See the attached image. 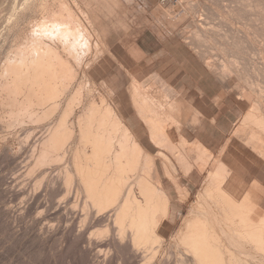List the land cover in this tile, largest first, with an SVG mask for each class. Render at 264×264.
Returning a JSON list of instances; mask_svg holds the SVG:
<instances>
[{
    "label": "rangeland",
    "instance_id": "374dc122",
    "mask_svg": "<svg viewBox=\"0 0 264 264\" xmlns=\"http://www.w3.org/2000/svg\"><path fill=\"white\" fill-rule=\"evenodd\" d=\"M238 1L239 0H220V1L219 0H178L175 4H172L168 2L161 3L159 0H148V1L147 0H0V77H1L0 78V264H136V263L137 264H148V263L149 264H182V263L185 264L186 263L183 258V253H185L188 250H189L188 251L189 253L191 246L188 245L189 246V249H188V246L186 245L187 242L184 240L182 241V239L179 240L180 236L183 235L180 233L179 229L181 227V224H183L182 222H184V220L181 222L180 225L178 224L177 229H175L176 232L174 234L176 235L178 232L179 235L178 234L176 235L178 238L174 234H171V235L167 234V237H165V239L161 241H156L158 242V244H155V245L153 242H149L151 240L153 241L155 238L151 240L147 238H143L145 240L146 239L149 240V241L146 240L148 242L147 244L144 243L146 241H144L142 238H140L141 241L139 239V241L137 242L138 239L136 238L137 240L135 241V243L140 242L139 244L141 245L143 242V245L144 246L146 245L145 247L142 245L141 246L138 245L139 249L140 248L146 249V251L145 249H141L142 253L140 251V254L142 256L140 254L138 255L132 254V251L134 250H133L131 243L129 242V239H131L132 237L131 234L133 232L130 233L129 225L127 224L128 222L130 224V220L132 219L131 217H133L131 216L132 212H130V215L129 213L127 214L130 217L127 216L126 214L123 215L124 218L127 216L125 218L126 220L124 218L122 219L123 222L126 221V224L124 222L125 225L119 224L122 222L120 220L122 217L120 219H117L119 220L118 224L121 225L120 228L124 227V230L123 228H121L122 230L120 231H123L121 233L123 235H126L125 241L127 242L126 243L124 242L123 244H119V242L115 240L116 238L114 234L115 233L117 234L119 232V229H118L119 225L117 226L115 224L117 222L114 221L115 217L113 218V216H115V209L118 208V206H116V203L118 205L126 197L125 194H128V190L131 185L132 187H130V189L131 188L133 189V190L132 189L130 190V195H129L130 196L129 201L131 202V205L132 206L135 205L133 204L135 203L133 202L135 200L134 196L136 200L141 201L140 203H144L145 201L143 193L141 192L139 193V190H138L139 186L136 181V179L140 178V175L137 176L136 173H132L133 172L132 169L129 168L126 171L127 173L126 172L124 173V176L122 174L121 176L122 180H120L118 184L119 186H117L118 188L115 194L110 193L112 194L111 197L113 198H110V195H109L107 200L106 199L103 200V199L97 198L96 196L92 198L91 196L92 194L90 193L91 192L90 190H92L91 188H93V185L91 183V188H89L90 182L86 181L87 178L83 177L82 173L79 172L81 171L80 167L83 166L85 168L87 159L85 158L86 154L84 151L89 150V145L86 142H88V140H90L91 137H95L97 139L102 138L104 142L103 144H105V140H106L107 142L106 144H108L107 145L108 148H106V150L103 151L104 147H106L105 146L106 144H105L104 147H102L103 148L102 153L98 152V154L102 158L103 156H105V159L106 158L109 159L111 155L115 154V151H117L119 147L118 146L119 141H120V144L123 143L126 145L125 141L131 140V137L129 135L127 136V134H125L124 132L121 134L122 131L119 129L118 126L115 125L114 121L109 120L110 124H108L107 122H104L100 116L101 113H103L102 110H104L103 109L104 105L105 106L109 105L110 107H112V109H114L115 112H117L116 111L117 106L115 108L111 100H114L115 98L118 97L117 95L119 94L120 89L125 86L124 84L126 83V81L120 80L117 78L119 66L116 62H113L112 60H110L111 58L109 57L107 53L108 49L105 43L101 44V42H99L100 40L97 39V35L101 37V34L100 32H97L95 28L97 24H99L97 26H99L101 29H110L113 26L117 27L118 25L122 28H124V26H127L126 29H129V28L136 29L138 26H144L145 29H148V30L150 29L152 31V34L155 35L154 37L150 39L151 41L158 38L157 35H159V36H162L161 38H158L160 40L161 39L164 40L163 39L164 37L167 39H170L171 37V39H174L175 41H179V40L184 41V43H186L185 45L190 46V49H186V50L176 48V51L177 50L185 51L183 55V57L185 58L179 59L178 62H183V61L185 63L188 62V65L192 66L195 64V61H197L196 59L200 57L201 61L204 64L205 62L206 64L212 63V65L214 66L213 67L214 70L215 69L221 70L222 67L230 65V63H231L230 66H232V61H233V65L234 63L235 64L237 63L236 66H239V68H241L240 66H242L249 72L251 70L253 71L252 69L254 67L252 65L253 63L252 64L250 63H251V60L254 59L252 58V55H254L256 52V55L258 53L260 54V55L258 54V56L261 57L260 58L261 61L258 60V57H256L255 55L253 56L255 57L254 62L260 61L261 63L258 62L259 65H257V62H256L255 66L257 65L260 67L259 70L261 69L263 70L264 68H262L261 66H262V63L264 65V54L262 53L264 52V40L262 39L264 38V29L262 30V27L264 28V13H263L264 12V0H259V1L246 0V2L247 1L251 2V3L249 2V4L248 2L246 3L243 0L249 6L248 5L246 6L245 3L242 4L243 3L242 1H239V2ZM65 4L67 6H65ZM42 5L44 8L42 7ZM45 5L47 6L45 7ZM231 6L232 7L235 6L236 8H232ZM240 6H241L240 9H244V10L242 11L239 10ZM63 7H65L66 9ZM45 8L47 10H45ZM250 8L251 9L254 8V9L251 10ZM257 9L260 10V12L257 11ZM245 10L246 11L248 10L249 12L248 11L246 12ZM177 12L179 13L181 12L180 17H175V14ZM188 12H191L190 13L191 15ZM237 12H240V13H237ZM70 13L72 15V19L74 20L73 22L74 24H72V28H71L72 33L73 35L75 33H76L75 35L78 34V38H79L78 41L73 37L69 38V44L71 43L69 45V48L71 49V52L68 50L66 51L63 50L64 41L61 37H60L61 40H58L57 38L53 36L47 37L43 33V31H40L41 29H39V26H41V24L44 26H48L49 23H51L50 21H52L49 19H54L52 18L53 16L55 17V16H59L63 14V17L64 15L66 17L68 14L66 19L67 21L70 20L71 19V18L69 19ZM232 13H235V14H232ZM236 14H239L240 16L238 15V17L242 20L236 17L237 16ZM49 15L50 17L51 16L52 17L50 18ZM242 16L246 17V19L243 18ZM235 17L237 18V20L239 19V22L236 21ZM232 18H235V19H232ZM44 19L47 20L48 22L45 21ZM42 21H44V23H42ZM227 21L229 23H227ZM251 21H253L254 25L252 26L254 27L251 26L252 24ZM258 22L261 25H259ZM242 23L244 26H241ZM237 25H239L240 27ZM228 26H231L232 29L235 28V30L238 28L237 31H240L238 32L239 35L237 34V32H234L235 30L232 31L231 27L229 28ZM250 26L252 27V29ZM254 28H256L257 31ZM66 29L67 28H65V30ZM83 29L85 32H86V29H87V32H89V33L86 32L87 33L86 35L87 36L89 35L88 37L85 35V33H83ZM199 29L201 31L202 29H204L205 30V31L203 30L204 33L209 31V33L207 34L205 33L204 35L206 36V35L211 34L210 36L212 38L210 36L209 38L206 36V39H204L205 36H203L202 34L203 31L200 32ZM193 30H194V33H192ZM81 32L84 34V36H82ZM196 32L202 37L201 36L198 37V34ZM233 32L235 35L233 34ZM260 32L262 33L261 34L262 36L260 35ZM225 33L226 35L229 34L228 37L225 35L227 38L223 36ZM229 36L232 38L235 36L236 39L235 37L231 39ZM194 37L195 38L198 37L199 40L198 39L193 40ZM86 38H87V43H88L87 46L84 44L86 43L85 42ZM251 38L253 39L251 40ZM258 38L259 40L260 39L261 40L258 41ZM201 39L202 40L204 39L205 41L204 40L202 41ZM230 39L232 41H230ZM71 41H76L75 43L76 45L72 46ZM228 41L231 44V45L229 44V46H228ZM255 41L258 42V44ZM37 42L38 43L40 42L39 46ZM31 44L33 45V47ZM223 44L227 46V47L225 46L226 49H224L225 47L223 46ZM42 45L44 47H50V49L53 48L54 50H56L57 53H59L60 57L63 60L65 61L68 60L69 63L67 62L68 63L67 65H71L72 68H70V70L72 69L71 70L72 74H76V76L74 79L71 80L70 88L68 89V91L58 98V128L60 129V130L58 129L59 130L58 135H60L61 133L60 137L58 138L59 139L58 141V165H55V162H52L48 164H43L41 166H36L34 158L36 157L39 151L40 143L45 138H47L48 135L51 133L52 129L55 128L56 119L55 118L52 120L48 119L47 121L43 123L42 122L37 123L39 122V120H37L35 116L40 115L42 111H44L38 104L37 105L35 104V107L31 106L30 108L28 106L29 108H25L27 109L25 110V113H24V109L20 110L16 106L13 107L9 99L17 96L15 98L21 101L24 97L23 96L24 94L20 95V93L19 94L17 93V95L15 94L10 95L9 92L7 91L6 85H7V82H9L8 84L11 83V79L13 78V75H11L12 71L11 73L9 72L10 70H13L14 67L17 66L18 61H20V59H28V61L31 60L35 55L34 54L35 51H37V49L39 48L40 49L43 48ZM236 47L238 48V50H234ZM240 47H243V48H240ZM33 48L35 50H33ZM239 48L241 49V51L239 50ZM229 49L233 52L230 53ZM249 49L250 51L247 52ZM113 50H118V49H113ZM222 50L224 51L223 53H222ZM225 51L226 53H228L227 51H229L230 55L228 53L229 56H227ZM26 53L30 54V56L27 55ZM233 53L234 54L236 53V54L234 55ZM250 54H251V57H250ZM236 55L238 56V58ZM221 56H222V59H221ZM239 56L241 57L239 58ZM243 56L246 58V60L242 61ZM227 62L229 64H227ZM221 64L223 66H221ZM257 66L256 68L258 69L259 67ZM244 68H242L243 71L245 72L243 75L241 74L239 76H236L233 74L230 77V79L227 78L228 80L226 79L225 81L228 82L227 84L228 86L239 89L240 91L239 93L243 95L242 98L245 99L247 102L248 112L250 111V113H254L257 116L260 114L261 115L260 117H262V113L264 111V85H261V83L264 84V74H262V76H259L260 75L259 74L257 77L255 76L256 74H254L253 72H250L249 74L246 70H244ZM84 70L86 73L83 72ZM82 74L85 75V78ZM251 74L253 76H251ZM260 79L262 80V82ZM255 83H259L261 88L255 89L254 88L256 87L254 86ZM4 85L6 86L5 88H4ZM251 86H253V88H250ZM139 87L140 88L137 89L139 96L136 95L135 98L137 97V99L139 98V100L142 99L141 102L145 101L146 103L147 101L148 104L144 107H140L139 104L137 105L134 104V108L139 111L142 117L146 118L148 116L143 121L144 123H146L148 127V132H151L153 127L151 128L150 125H152L153 123H152V120L149 119V116L155 114L158 111L163 112L164 109H166L167 111V109H169V106L168 105L158 106L157 97L150 96L149 94V91H148L149 86L144 87L140 85ZM240 89H244L245 92ZM260 89L261 90L263 89V90L261 91ZM6 100H8L7 105L5 102ZM91 104H94V107ZM8 106H11L14 109L12 108L10 109ZM86 107H88V109ZM95 107H97L98 109H96ZM85 109L88 113L89 112L96 113V111L99 109H101L99 110L101 112L97 111L98 113L95 115L94 113H92L93 114L92 118L91 116L86 118V116H88V113H86ZM90 109L92 111H90ZM18 110L22 111V113L24 114L22 115L21 112ZM12 112L13 114H15L16 112L17 115L18 113H20V115L17 116L18 119L15 117L16 114L15 116H12L13 115ZM32 112L33 114L35 113L34 116L33 114H31ZM82 113L86 115V116L84 115L85 117L84 119H87L88 123L89 121H93L92 122L93 125L89 123V129H88L89 134L90 132L95 134L97 131L98 133H96V135L99 134L98 135L99 138H98V136H95L94 134L91 133L90 135H87V138L89 139H87L85 135L84 139H87V141L84 140L83 143H86V144L81 143L83 138L82 140H79L80 135H78L79 129H80L78 127L79 126L78 119H80L79 117L80 115H82L80 127H82L83 129H85V126L88 127V124L86 123L87 121L83 119ZM256 113H259V114H256ZM27 114H28V117L26 116ZM92 114L89 113V115H92ZM31 115L34 118L31 117ZM29 116L32 120L29 118ZM97 117L100 119H98ZM248 117H250V115H248ZM95 118L96 120L98 119L97 120L98 122H102L103 125L101 123L94 121ZM34 119H36L37 121L34 122ZM84 122L86 124L85 126H84ZM105 123H107L108 125ZM48 124L50 126H48ZM104 124H105V127L107 125V131L110 133L105 131L106 128L104 127ZM101 125H102V128H104V130L100 128ZM112 125H114V127ZM258 126L262 128L261 124H258ZM95 128H98V129H95ZM155 130H156L155 135H157L158 130L157 129ZM60 131H63V132H60ZM104 131L107 133L105 134ZM62 133H65V134L62 135ZM108 134H110V137ZM103 135L104 137L108 136L111 142L107 141L108 139L107 137H106L107 139L103 138ZM122 136H124L125 138ZM121 138L124 140H122ZM156 145L160 146L161 148H164V150L169 152L168 155L167 154L162 155V153L158 154V160H156V162H157V166L159 165L161 168L163 167L162 170L165 171L164 168H166V170L167 169L169 170V173L171 172L174 173L175 172L174 165L175 164H178L179 166L185 165L182 163V161L184 162L186 160L192 166L191 169L195 168L198 171V169L194 165V163L197 161L196 158L188 159V157H186V159L183 158V160H181L180 158H177V155L179 156V153H182L183 156H185L183 149L179 148L181 146L180 144H179L180 146L179 145L177 146L178 149L172 144L165 143L164 141L159 142ZM33 149L35 151H33ZM108 149L109 151L106 152ZM82 150L84 154L81 152ZM62 152H63V155H61ZM143 152H141V154L145 156L144 154L145 152L144 153ZM153 158L152 160H154ZM163 163L167 164V165L165 164L166 167H164ZM77 164H79L80 167ZM209 165H211V167L212 166L214 167L213 163L210 164L209 161H207L206 159V165L203 171H206ZM211 167L209 170H211ZM180 168L182 169V166ZM140 169L141 168H139V170ZM84 171H86V169H84ZM198 172H202V171H198ZM140 173H141V170L139 171V174ZM205 174H207V172H204V175ZM209 174H210V171L207 175L208 177H209ZM166 176L169 179L174 178L170 174ZM141 177L142 178H140V180H143L145 178L144 183L145 181H149V183L151 182L153 183L149 187L160 190L161 187L157 188L152 178H150V176L148 177V180L145 175H141ZM126 178H128L129 180ZM149 183L148 185H150ZM82 185L85 187H83ZM131 191L132 192L134 191V192L132 193ZM154 193H155V190H154ZM140 194H142V196ZM209 194L210 193L208 194L206 193L202 197H200L201 198L200 203L203 204L204 207L209 206V204L212 205L211 203H213L215 200V198L210 196L211 194L210 195ZM132 196H133V199H132ZM115 200H116V203H115ZM195 200L196 198L190 201V207L194 205ZM219 205H222V203H220ZM114 206L116 207L114 208ZM190 207L188 209V213L191 209ZM253 210L254 211H252V213L254 214L252 213L249 214L250 220L252 219L251 221H254L255 223L257 221L258 224L263 223L262 216L264 215V211L259 210V209H253ZM80 216L81 217L83 216L82 220H80L81 219ZM259 220L262 222H259ZM93 223L96 225L94 226ZM44 224H47V225H44ZM125 227L127 228V230H125ZM170 230H173V229H170ZM88 232L90 235H88ZM187 232H190V230H188ZM187 232L185 231V234H186V235L184 234L185 236H187ZM127 237L129 238L127 239ZM149 238H152V237H149ZM180 241L182 243L183 242H186V243L180 244ZM253 243L255 244V242ZM253 243L251 244V247H252L251 249L249 248L250 244L246 246V248L248 247L247 250L248 249L250 250V251L248 250L249 252L252 251L251 252L253 254L252 257H254L253 258L254 260L252 258H251L252 260H248L250 262L248 264H257V262L258 264H261L259 263L260 262L259 259L264 260V253H262L263 250L260 251L259 248H262V247L258 246L257 243L254 246ZM151 244H153V246ZM149 245H151L152 248L150 247L149 249ZM158 246L160 249V250L158 249L159 253L158 252L156 253L155 251L154 253H156L155 254L156 256H154L153 251L155 248H156L155 250H157ZM153 247L155 248L153 249ZM148 249L149 251L152 249L153 250L148 253ZM178 250H184V252L180 251V253H182L180 254L181 258L179 257L180 260L182 259V261L179 260L180 262L177 261L178 260L177 256H180ZM220 251H222V249ZM148 255L150 257H148ZM136 256H140V257L138 258ZM149 258L150 259L154 258L155 260L154 259L150 260ZM243 263L244 262H242V264Z\"/></svg>",
    "mask_w": 264,
    "mask_h": 264
},
{
    "label": "bare ground",
    "instance_id": "6f19581e",
    "mask_svg": "<svg viewBox=\"0 0 264 264\" xmlns=\"http://www.w3.org/2000/svg\"><path fill=\"white\" fill-rule=\"evenodd\" d=\"M220 1V0H219ZM239 1H242L243 3L242 4H244L245 2H246V0H239ZM238 1V2H239ZM251 1H253V0H251ZM257 1H259V0H257ZM43 2V1H42ZM248 2V1H247ZM246 2V3H247ZM250 2V1H249ZM249 2H248V4H249ZM53 3V2H52ZM245 3V4H246ZM251 3V2H250ZM253 3V2H252ZM44 4V3H43ZM248 4H246V6L248 5ZM61 5V4H60ZM59 5V6H60ZM47 5H45V7H46ZM65 6H67L66 4H65ZM249 6V5H248ZM251 6H252V4H251ZM42 7H43V5H42ZM49 7V6H48ZM47 7V8H48ZM232 7V6H231ZM230 7V8H231ZM262 7V6H261ZM44 8V7H43ZM50 8V7H49ZM60 8H62V7H60ZM63 8H65V7H63ZM208 8V7H207ZM232 8H236L235 6H233ZM241 8V6L239 7V10H244V9H240ZM66 9V8H65ZM251 9V8H250ZM254 9V8H253ZM253 9H251V10H253ZM256 9V8H255ZM260 9V8H259ZM44 10V9H43ZM45 10H47L46 8H45ZM60 10V9H59ZM209 10V9H208ZM237 10V9H236ZM249 10V9H248ZM247 10V11H248ZM250 10V11H251ZM262 10H263V8H262ZM51 11V10H50ZM61 11H63V10H61ZM60 11V12H61ZM238 11V10H237ZM246 11V10H245ZM244 11V12H245ZM246 11V12H247ZM257 11H259L260 12V10H258L257 9ZM53 12V11H52ZM51 12V13H52ZM243 12V13H244ZM245 12V13H246ZM249 12V11H248ZM252 12V11H251ZM262 12V11H261ZM79 13V12H78ZM189 14L191 13V12H188ZM237 13H240V12H237ZM242 13V12H241ZM264 13V12H263ZM56 14V13H55ZM59 14V13H58ZM61 14V13H60ZM232 14H235V13H232ZM247 14V13H246ZM250 14V13H249ZM252 14V13H251ZM261 14V13H260ZM52 15V14H51ZM57 15V14H56ZM70 16H69V19L70 20H68L67 21V16H68V14H67V16L65 17V15H64V17H63V14L62 15H59V16H51L52 18H54V19H49V20H52V21H50L51 23H49V25L48 26H44V25H42L41 24V26H39V29H41L40 31H43V33L47 36V37H49V36H53V37H55V38H57L58 40H61L60 39V37L63 39V50H68V51H70L71 52V49L69 48V45L71 44H69V38L70 37H73V38H75L77 41H78V34L77 35H73V33H72V30H71V28H72V24H74L73 22H74V20L72 19V15H71V13L69 14ZM191 15V14H190ZM193 15V14H192ZM237 16L236 17H238V15L239 14H236ZM242 15V14H241ZM256 15V14H255ZM194 16V15H193ZM214 16V15H213ZM233 16V15H232ZM240 16V15H239ZM253 16V15H252ZM262 16V15H261ZM42 17V16H41ZM49 17H50V15H49ZM50 17V18H51ZM89 17V16H88ZM235 17V18H236ZM243 17V16H242ZM257 17V16H256ZM47 18V17H46ZM220 18V17H219ZM235 18H232V19H235ZM239 18V17H238ZM243 18H245L246 19V17H243ZM252 18V17H251ZM230 19V18H229ZM240 19V18H239ZM239 19L237 20V18H236V21H238L239 22ZM45 20V19H44ZM87 20V19H86ZM193 20V19H192ZM202 20V19H201ZM240 20H242V19H240ZM253 20V19H252ZM45 21H47V20H45ZM90 21H91V19H90ZM243 21H244V19H243ZM257 21V20H256ZM48 22V21H47ZM204 22V21H203ZM242 22V21H241ZM240 22V23H241ZM42 23H44V21H42ZM92 23H93V21H92ZM196 23V22H195ZM227 23H229L228 21H227ZM251 26L252 25H254V23H253V21H251ZM259 23V22H258ZM257 23V24H258ZM86 24V23H85ZM88 24V23H87ZM245 24V23H244ZM256 24V23H255ZM189 25V24H188ZM195 25V24H194ZM259 25H261L260 23H259ZM197 26V25H196ZM201 26V25H200ZM204 26V25H203ZM237 26H239V25H237ZM241 26H244L243 25V23H242V25ZM250 26V27H251ZM69 27V28H68ZM194 27V26H193ZM208 27V26H207ZM229 28L231 27V26H228ZM240 27V26H239ZM252 27H254V26H252ZM252 27H251V29H252ZM65 28H67L66 30H65ZM201 28V27H200ZM249 28V27H248ZM212 29V28H211ZM238 29V28H237ZM237 29L235 30V28L234 29H232V27H231V30L233 31V30H235L234 32H237V34L239 35V33L238 32H240V31H237ZM250 29V30H251ZM255 30H256V28H254ZM253 29V30H254ZM264 28L262 27V30H263ZM82 30V29H81ZM80 30V31H81ZM200 30V29H199ZM204 29H202V31H203ZM208 30V29H207ZM241 30V29H240ZM252 30V31H253ZM76 31V30H75ZM89 31V30H88ZM198 31V30H197ZM201 30H200V32H202ZM205 31V30H204ZM204 31H203V36H205L204 34L206 33H209V31L208 32H205L204 33ZM232 31H230V32H232ZM245 31H247V30H245ZM257 31V30H256ZM255 31V32H256ZM86 32H87V29H86ZM85 31H84V29H83V33H85V35L87 34V33H89V32H87L86 33ZM199 32V33H200ZM234 32H233V34H234ZM254 32V31H253ZM261 32H263V31H261ZM260 32V35L262 34ZM82 33V32H81ZM82 33V36H84V34ZM192 33H194V30H193V32ZM197 33V32H196ZM251 33V32H250ZM96 34V33H95ZM198 34V33H197ZM236 34V35H237ZM249 34V33H248ZM258 34V33H257ZM211 35V34H210ZM210 35H206L208 38H209V36ZM218 35V34H217ZM226 35V33L223 35V36H225ZM229 35V34H228ZM228 35H226L227 37H228ZM232 35V34H231ZM235 35V34H234ZM252 35V34H251ZM87 36V35H86ZM89 36V35H88ZM87 36V37H88ZM193 36V35H192ZM197 36V35H196ZM199 36H201V35H199L198 34V37ZM206 36H205V38L204 39H206ZM225 36V38H227ZM246 36V35H245ZM254 36V35H253ZM252 36V37H253ZM262 36V35H261ZM260 36V37H261ZM36 37V36H35ZM198 37H194L193 38V40H196V39H198ZM202 37V36H201ZM200 37V38H201ZM211 37V36H210ZM230 37V36H229ZM235 37V36H234ZM233 37V38H234ZM257 37H258V35H257ZM51 38V37H50ZM212 38V37H211ZM231 39H233L232 37H230ZM247 38H248V36H247ZM250 38V37H249ZM74 39V40H75ZM97 39L98 40H100L99 42H101V44H104V41L101 39V37L100 36H98L97 35ZM203 39V40H204ZM229 39V38H228ZM227 39V40H228ZM230 39V41H232ZM235 39H236V37H235ZM240 39V38H239ZM253 38H251V40H252ZM255 39V38H254ZM263 40H264V38H262ZM56 40V39H55ZM71 40H72V38H71ZM199 40V39H198ZM202 40V39H201ZM202 40V41H203ZM246 40V39H245ZM261 40V39H260ZM259 40V38H258V41H260ZM262 40V41H263ZM205 41V40H204ZM209 41V40H208ZM240 41V40H239ZM72 42V46H75L76 44V41H71ZM85 42L86 43H84L86 46H87V38H86V40H85ZM234 42V41H233ZM256 42V41H255ZM35 43V42H34ZM38 43V42H37ZM40 43V42H39ZM39 43H38V46H39ZM42 43V42H41ZM224 43V42H223ZM235 43V42H234ZM252 43V42H251ZM257 44H258V42H256ZM259 43H261V42H259ZM83 44V45H84ZM93 44H94V42H93ZM225 44V43H224ZM223 44V46L225 47L226 45H224ZM227 44V43H226ZM229 41H228V46H229ZM241 44V43H240ZM249 44V43H248ZM262 44H263V42H262ZM262 44H261V46H262ZM32 45V44H31ZM36 45V44H35ZM44 45H46V44H44ZM222 45V44H221ZM231 45V44H230ZM236 45V44H235ZM235 45H234V47H235ZM242 45H243V43H242ZM43 46V45H42ZM41 46V47H42ZM49 46V45H48ZM241 46V45H240ZM248 46V45H247ZM259 46V45H258ZM32 47H33V45H32ZM35 47V46H34ZM223 47V48H224ZM227 47V46H226ZM226 47L224 48V49H226ZM233 47V48H234ZM238 47V46H237ZM236 47V48H237ZM244 47V46H243ZM243 47H240V48H243ZM36 48V47H35ZM43 48H45V49H43ZM43 48H39V49H37V51H35V55H34V57L31 59V57H30V59L31 60H29L28 61V59H20V61H18V64H17V66L16 67H14V69L13 70H10V72L9 73H11V71H12V74L11 75H13V78L11 79V83L10 84H8L9 82H7V85H6V83H5V85L7 86V91L9 92V94L10 95H17V93L19 94L20 93V95L21 94H24L23 96V99L21 100V101H19V100H17V98H15V97H17V96H15L14 98H11V99H9V101L12 103L11 105H13V107L14 106H16L18 109H24V113H25V110H27V109H25V108H31V106H33V107H35V104L37 105H39L44 111H42V113L40 114V115H37V116H35L36 117V119L37 120H39V122H37V123H40V122H45V121H47L48 119H56V126H55V128L54 129H52V131H51V133L48 135V137L47 138H45L43 141H41V143H40V148H39V151H38V153H37V155H36V157L34 158V160H35V165L36 166H41V165H43V164H48V163H52V162H55V165H58V141H59V137H60V135H61V133H60V135H58V133H59V128H58V98L61 96V95H63L65 92H67L68 91V89L70 88V84H71V80L72 79H74L75 78V76H76V74H72V69L70 70V68H72L71 67V65H67L69 62H68V60L67 61H65V60H63L61 57H60V55H59V53H57L56 52V50H54L53 48V50L52 49H50V47H44L43 46ZM87 48V47H86ZM98 48V47H97ZM105 48V47H104ZM231 48V47H230ZM233 48H232V50H233ZM234 49V50H238V48L237 49ZM239 48V50L241 51V49ZM251 48H252V46H251ZM250 48V49H251ZM260 48V47H259ZM258 48V49H259ZM263 48V47H262ZM70 49V50H69ZM221 49V48H220ZM245 49V48H244ZM250 49L247 51V52H249L250 51ZM25 50V49H24ZM33 50H35L34 48H33ZM33 50H31V51H33ZM95 50H97V49H95ZM227 50H228V48H227ZM230 50V49H229ZM261 50V49H260ZM31 51H29V52H31ZM87 51V50H86ZM240 51H238V52H240ZM63 52V51H62ZM93 52V51H92ZM107 52V51H106ZM221 52V51H220ZM224 51L222 50V53H223ZM228 53H229V51H227ZM233 51H231L230 50V53H232ZM253 52H255V51H253ZM258 52V51H257ZM74 53V52H73ZM98 53V52H97ZM107 53H109V52H107ZM225 53H226V51H225ZM224 53V54H225ZM228 53H226L227 54V56H229L230 55V53H229V55H228ZM251 53V52H250ZM263 54H264V52H262ZM22 54V53H21ZM27 54V53H26ZM87 54V53H86ZM99 54V53H98ZM207 54V53H206ZM225 54V55H226ZM234 54V53H233ZM236 54V53H235ZM234 54V55H235ZM254 54V53H253ZM259 54V53H258ZM258 54L256 55V52H255V54L254 55H252V58H254V59H252L251 60V63L250 64H252L254 67L252 68L253 69V71L251 70L250 72H253L254 74H256L255 76H257L258 77V75L259 76H262V74H264V69L262 70H259L260 69V67L259 66H257V65H259L258 64V62H260L261 61V57L260 56H258ZM25 55V54H24ZM27 55H29L30 56V54H27ZM33 55V54H32ZM238 55V54H237ZM236 55V56H237ZM256 55V57H258V60H260V61H255L254 62V60H255V57H253V56H255ZM260 55V54H259ZM97 56V55H96ZM232 56V55H231ZM20 57V56H19ZM26 57V56H25ZM90 57V56H89ZM88 57V58H89ZM241 56H239V58H240ZM250 57H251V54H250ZM23 58H24V56H23ZM79 58V57H78ZM95 58V57H94ZM234 58V57H233ZM237 58H238V56H237ZM243 58H245L244 56H243ZM242 58V61L243 60H246V58L245 59H243ZM91 59V58H90ZM221 59H222V56H221ZM248 59V58H247ZM224 60V59H223ZM226 60V59H225ZM232 60H234V59H232ZM238 60V59H237ZM257 60V59H256ZM8 61V60H7ZM73 61V60H72ZM227 61H228V59H227ZM231 61V60H230ZM230 61H229V63H230ZM240 61V60H239ZM238 61V62H239ZM12 62V61H11ZM68 62V63H67ZM79 62V61H78ZM209 62V61H208ZM257 62V67H259L258 69L256 68V66H255V63ZM223 63V62H222ZM225 63V62H224ZM228 62H227V64H229ZM245 63H246V61H245ZM261 63V62H260ZM88 64V63H87ZM226 64V63H225ZM241 64V63H240ZM244 64V63H243ZM205 68L212 74V75H214L215 77H216V80H217V78L219 79V80H221V81H225L227 78H229L230 79V77L234 74V75H236V76H239V75H243L245 72L243 71V69L242 68H244V67H242V66H240L241 68H239V66H236L237 65V63L235 64L234 63V65H233V61H232V66H230L231 65V63H230V65H228V66H224V67H222L221 68V70H214V66L212 65V63H208V64H206V62H205ZM252 65H250V66H252ZM208 66V67H207ZM221 66H223L222 64H221ZM244 66V65H243ZM249 66V67H250ZM260 66H261V64H260ZM12 67V68H13ZM77 67V66H76ZM88 67V66H87ZM262 68H264V65H263V63H262V66H261ZM11 68V69H12ZM86 68V67H85ZM208 68H210V69H208ZM251 68V67H250ZM218 69V68H217ZM244 70H246L245 68H244ZM247 71V70H246ZM83 72H85V70L83 71ZM249 74H250V72L249 71H247ZM86 73V72H85ZM6 74V73H5ZM83 75V74H82ZM246 75V74H245ZM84 76V78H85V75H83ZM82 76V77H83ZM251 76H253L252 74H251ZM9 77V76H8ZM1 78V77H0ZM260 78V77H259ZM258 79V78H257ZM80 80V79H79ZM228 80V79H227ZM241 80V79H240ZM239 80V81H240ZM261 80V79H260ZM3 82V81H2ZM219 82V81H218ZM250 82V81H249ZM261 82H262V80H261ZM160 83H162L161 81H160ZM220 83V82H219ZM252 83V82H251ZM259 83H260V81H259ZM259 83H255V85L254 86H256V87H254L255 89H258V88H261V86H260V84ZM221 84V83H220ZM244 84V83H243ZM242 84V85H243ZM250 84V83H249ZM3 85V84H2ZM1 85V86H2ZM4 85V88L6 87ZM166 85H168V84H166ZM166 85H164V86H166ZM245 85V84H244ZM261 85H264L263 83H261ZM167 87V86H166ZM246 87V86H245ZM3 88V87H2ZM3 88V89H4ZM130 90H131V93H132V95L131 96H133L132 98L135 100V104H137V101L139 100V98H138V100H137V97L135 98V96L136 95H138L139 93H136V92H138L137 91V89L138 88H140L139 87V84H137L136 83V81L134 82L133 81V83L130 85ZM165 88V87H164ZM168 88V87H167ZM250 88H253V86H251ZM245 89V88H244ZM244 89H240V90H242V91H244L245 92V90ZM140 90V89H139ZM168 90H170V89H168ZM167 90V91H168ZM254 90V89H253ZM261 90V89H260ZM263 90V89H262ZM261 90V91H262ZM7 91H6V93H7ZM129 91V90H128ZM255 91V90H254ZM140 92V91H139ZM168 92H170V91H168ZM246 92H247V90H246ZM79 93V92H78ZM130 93V94H131ZM255 93V92H254ZM253 93V94H254ZM259 94V93H258ZM263 94V93H262ZM7 96V95H6ZM69 96V95H68ZM78 96V95H77ZM139 96V95H138ZM167 97V96H166ZM165 97V98H166ZM164 98V99H165ZM142 100V99H141ZM141 100H139V102H141ZM174 100V99H173ZM61 101V100H60ZM164 101V100H163ZM6 102V105H7V102H8V100H6L5 101ZM139 102H138V104H139ZM168 102V101H167ZM68 103V102H67ZM142 104H139V106L140 107H144V106H146L147 105V103H145V101H142L141 102ZM174 102L172 101V104H173ZM176 103V102H175ZM104 104H105V102H104ZM158 104V103H157ZM169 104V103H168ZM177 104V103H176ZM180 104V103H179ZM178 104V105H179ZM9 105V104H8ZM89 105V104H88ZM93 107H94V104H91ZM90 105V106H91ZM175 105V104H174ZM29 106V107H28ZM76 106V105H75ZM103 106V105H102ZM158 106H160V104L158 105ZM177 106V105H176ZM259 106V105H258ZM10 109L12 108L11 106H8ZM36 107H38V106H36ZM148 107V106H147ZM146 107V108H147ZM71 108V107H70ZM87 109H88V107H86ZM96 109H98L97 107H95ZM103 108V107H102ZM101 108V109H102ZM263 108V107H262ZM12 109H14V108H12ZM41 109V110H42ZM101 109H99V110H101ZM104 110H102L103 111V113H101V119L104 121V122H107L108 124H110L109 123V120H112V121H114V123H115V125L116 126H118L119 127V129L122 131L121 132V134L124 132L125 134H127V136L129 135H131L130 134V132L128 131V129L123 125V123L121 122L122 120H121V118L114 112V110L112 109V107H110L109 105H104V108H103ZM253 109H255V108H253ZM258 109V108H257ZM15 110H16V108H15ZM20 110H18V111H20ZM30 110V109H29ZM40 110V111H41ZM92 110H93V108H92ZM91 109H90V111H92ZM99 110H97L98 112H101V111H99ZM137 110V109H136ZM140 110V109H139ZM260 110V109H259ZM11 111V110H10ZM84 111V110H83ZM85 111H86V109H85ZM89 111V110H88ZM96 111V113H94V112H89L90 114H92V113H94V115L95 114H97L98 112ZM146 111V110H145ZM164 111V110H163ZM172 111V110H171ZM261 111V110H260ZM17 112V111H16ZM16 112H15V114H16ZM21 112V114L23 115L24 113H22V111H20ZM27 112V111H26ZM36 112V111H35ZM38 112V111H37ZM159 112V111H158ZM161 112V111H160ZM167 112V111H166ZM255 112V111H254ZM264 112V111H263ZM30 113V112H29ZM40 113V112H39ZM85 113V112H84ZM86 113H88L87 111H86ZM89 113H88V116H86L85 114H83V119L85 118L84 117V115L86 116V118L87 117H89V116H91V118L93 117V114L92 115H89ZM171 113V112H170ZM179 113V112H178ZM260 113V112H259ZM259 113H256V114H259ZM262 113V112H261ZM11 114V113H10ZM12 114H13V112H12ZM11 114V115H12ZM15 114H13L12 116H15ZM31 114H33V112L31 113ZM35 114V113H34ZM34 114H33V116H34ZM100 114V113H99ZM164 114H166L165 112H164ZM167 114H168V112H167ZM248 114V113H247ZM254 114V113H253ZM252 114V115H253ZM263 114V113H262ZM20 115V113H18V115L16 114V118L18 119V117L17 116H19ZM30 115V114H29ZM169 115V114H168ZM255 115V114H254ZM27 117H28V114L26 115ZM32 115H31V117H33ZM82 115H80L79 117H80V119H78V121H79V134L78 135H80V139L79 140H82V138H83V140H82V142L81 141H79V142H81V143H83V141L84 140H86L87 141V139H89V138H87V135H90L92 132H90V134H89V131H88V129H89V123H91V125H93V121H89V123H88V121H87V119H84V120H86L87 122V124H88V127L87 126H85L86 124H85V122H84V126H85V129H83L82 127H80L81 126V117ZM99 116V117H100ZM161 116H162V112H161ZM255 116H257V115H255ZM258 116H261L260 114L258 115ZM264 116V115H263ZM72 117V116H71ZM141 117V116H140ZM163 117V116H162ZM162 117H161V119H162ZM165 117H167V116H165ZM172 117V116H171ZM247 117H248V115H247ZM22 118H23V116H22ZM29 118H30V116H29ZM34 118V117H33ZM77 118V117H76ZM98 118V117H97ZM142 118V117H141ZM144 118V117H143ZM142 118V119H143ZM147 118V117H146ZM145 118V119H146ZM151 118V117H150ZM159 118V120H160V117H158ZM157 118V119H158ZM168 118H170V115H169V117H167V119H165V120H168ZM175 118V117H174ZM250 118H253V117H250ZM260 119V117H257L256 119ZM17 119H15V120H17ZM31 119V118H30ZM36 119H34V122L35 121H37ZM90 119V118H89ZM98 119H100V118H98ZM97 119V120H98ZM144 119V120H145ZM254 119H255V117H254ZM263 119H264V117H263ZM29 120V119H28ZM32 120V119H31ZM96 120V118L94 119V121H96V122H98ZM153 120V119H152ZM156 120V119H155ZM170 120V119H169ZM244 120V119H243ZM252 120V119H251ZM158 121V120H157ZM253 121V120H252ZM252 121H251V123H252ZM260 121H264V120H261L260 119ZM160 122V121H159ZM168 122H170V121H168ZM242 122V121H241ZM240 122V123H241ZM249 122V121H248ZM28 123V122H27ZM98 123H101L102 125H103V123L102 122H98ZM107 123H105V124H107ZM111 123H113V122H111ZM151 123V122H150ZM153 123V122H152ZM175 123H176V121H175ZM177 123H178V121H177ZM239 123V124H240ZM253 123H254V121H253ZM67 124V123H66ZM97 124V123H96ZM105 124H104V127H105ZM107 124V125H108ZM155 124V123H154ZM164 124V123H163ZM165 124H166V121H165ZM164 124V126H160L159 127V129H158V131H157V135H155L154 133H153V131H151L150 133H152V134H154L155 135V138H153L155 141H156V137H158V138H160V139H158V140H160L159 142H162V141H164L165 143H169L170 141H171V139H170V137L168 136L169 134H168V128H169V126H170V124H168L167 123V125H165ZM172 124L173 125H176V124H174V122H173V120H172ZM172 124H171V126H172ZM98 125V124H97ZM102 125L100 126V128H102ZM107 125H106V129H105V131H107ZM160 125H161V123H160ZM181 125V124H180ZM264 125V124H263ZM48 126H50L49 124H48ZM83 126V127H84ZM99 126V125H98ZM97 126V127H98ZM113 127H114V125H112ZM154 126V125H153ZM86 127H87V129H86ZM92 127V126H91ZM90 127V128H91ZM96 127V126H95ZM157 127V126H156ZM176 127V126H175ZM264 127V126H263ZM93 128V127H92ZM99 128V127H98ZM98 128H95V129H98ZM117 128V127H116ZM152 128V127H151ZM155 128V127H154ZM158 128V127H157ZM178 128V127H177ZM176 128V129H177ZM49 129V128H48ZM59 129V130H58ZM103 130H104V128H102ZM101 129V130H102ZM111 129V128H110ZM176 129H174V130H176ZM260 129H262V128H260ZM264 129V128H263ZM263 129H262V132H263ZM47 130V129H46ZM152 130H155V129H153L152 128ZM91 131V130H90ZM94 131V130H93ZM100 131V130H99ZM104 131V132H105ZM115 131V130H114ZM178 131V130H177ZM176 131V132H177ZM261 131V130H260ZM60 132H63V131H60ZM96 132V131H95ZM103 132V131H102ZM108 132V131H107ZM107 132H105V134L107 133ZM155 132V131H154ZM180 132V131H179ZM96 133H98V131L96 132ZM96 133L94 134V133H92V134H94L95 136H98V135H96ZM100 133V132H99ZM108 133H110V132H108ZM178 133V132H177ZM24 134V133H23ZM38 134V133H37ZM42 134V133H41ZM63 134H65V133H62V135ZM103 134V133H102ZM102 134H100V135H102ZM120 134V135H121ZM180 133H178V135H179ZM256 134V133H255ZM32 135V134H31ZM77 135V134H76ZM86 135V138L87 139H84L85 136ZM109 135V137H110V134H108ZM93 136V135H92ZM29 137V136H28ZM62 137V136H61ZM91 137V136H90ZM107 138H108V136H106ZM106 137H104V135H103V138H106ZM122 137H124V136H122ZM125 137H126V135H125ZM124 137V138H125ZM131 137V140H126L125 141V143H126V145L125 144H120V141H119V147H118V150L117 151H115V154L114 155H111V157H109V159L108 158H106L105 159V156H103V158L98 154V152H101L102 153V150H103V148L102 147H104V145L107 143L106 142V140H105V144H103L104 142H103V139L101 140V139H97V138H95V137H91V139L90 140H88V142H86V143H88V145H89V150L87 151V150H85L84 152H85V158L87 159V161H86V159H85V161H86V164H85V168L84 169H86V171H84V169L82 168V167H80L79 166V164H77L80 168H81V171H79V172H81L82 173V176L83 177H85V178H87L86 179V181H89L90 182V187L89 188H91V183H92V185H93V188H91L92 190H90L91 192V196H92V198L94 197V196H96L97 198H99V199H103V200H107V198H108V196L110 195V198H113V197H111V195L112 194H110V193H114L115 194V192L117 191V186H119L118 184H119V182H120V180H122V178H121V176H122V174H123V176H124V173L130 168V169H132V173H136V175L138 176V175H140V178H142L141 177V175H145L146 177H147V180H148V177L150 176V178H152V172L154 171V169L156 168V166H157V162H156V159L155 158H153L152 156H150V155H148V154H146V153H144L143 152V150H142V147H141V145L139 144V142L137 141V139H135L133 136H130ZM22 138V137H21ZM38 138H39V136H38ZM37 138V139H38ZM98 138H99V136H98ZM106 138V139H107ZM179 138H181V137H179ZM23 139V138H22ZM111 139V138H110ZM122 139V138H121ZM24 140V139H23ZM122 140H124V139H122ZM158 140H157V142H158ZM182 140H183V138H182ZM15 141V140H14ZM22 141V140H21ZM26 141V140H25ZM107 141H110L109 140V138L107 139ZM111 142V141H110ZM124 142V141H123ZM179 142H180V140H179ZM194 142H196V141H194ZM193 142V143H194ZM23 143V142H22ZM78 143V142H77ZM86 143H83V144H86ZM91 145H90V144ZM155 143V142H154ZM187 143V142H186ZM198 143V142H197ZM20 144V143H19ZM62 144V143H61ZM110 144V143H109ZM180 144H181V146L179 147V148H182L183 149V151H184V154H185V156H183V154L182 153H179V156L177 155V158H180L181 160H183V158L184 159H186V157H189V154L190 153H192V152H194V151H196V159H197V161L194 163V165L196 166V168L198 169V171H203L204 169H205V165H206V157H207V152L208 151H204V150H206V149H204V147H203V149L201 148L202 146H201V144H200V146H199V144H196V143H194V144H192V145H189L188 143L187 144H185V139L183 140V144L180 142ZM191 144V143H190ZM108 144H106L105 146L106 147H104V150L103 151H105L106 150V148H108V146H107ZM187 145H189V146H187ZM34 146V145H33ZM111 146V145H110ZM109 146V147H110ZM164 146V145H163ZM20 147V146H19ZM88 147V146H87ZM22 148V147H21ZM20 148V149H21ZM111 148V147H110ZM35 149V148H34ZM33 149V151H35ZM66 149V148H65ZM60 150V149H59ZM21 151V150H20ZM20 151H18V152H20ZM65 151V150H64ZM109 151V149L106 151V152H108ZM13 152V151H12ZM22 152V151H21ZM83 154H84V152H83V150L81 151ZM87 152V153H86ZM110 152H112V151H110ZM141 152H143L144 154H145V156H143L142 154H141ZM223 152V151H222ZM6 153V152H5ZM35 153V152H34ZM76 153V152H75ZM78 153V152H77ZM118 153V154H117ZM161 153V152H160ZM18 154V153H17ZM68 154V153H67ZM82 154V155H83ZM104 154V153H103ZM220 154V153H219ZM61 155H63V152L61 153ZM102 155V154H101ZM105 155V154H104ZM142 155V156H141ZM163 155V154H162ZM210 155L211 154H209V157H210ZM27 156V155H26ZM73 156V155H72ZM78 156V155H77ZM211 156H213V155H211ZM13 157V156H12ZM75 157H76V155H75ZM74 157V158H75ZM107 157V156H106ZM154 159V160H152V158ZM167 157V156H166ZM162 158V157H161ZM195 158V157H194ZM23 159V158H22ZM76 159V158H75ZM79 159V158H78ZM84 159V158H83ZM168 159V158H167ZM210 159V158H209ZM28 161V160H27ZM73 161V160H72ZM75 161H77V160H75ZM170 161V160H169ZM207 161H209L208 159H207ZM23 162H24V160H23ZM218 162V161H217ZM30 163V162H29ZM78 163V162H77ZM167 163H169V162H167ZM182 163L183 164H185V165H181L182 166V171H183V173L185 174H188V172L191 170V168H192V166L190 165V163L189 162H187L186 160L183 162L182 161ZM164 164V163H163ZM166 164V163H165ZM165 164H164V167H166L165 166ZM175 164V163H174ZM223 164V163H222ZM81 165V164H80ZM167 165V164H166ZM169 165V164H168ZM214 165V164H213ZM53 166V165H52ZM179 166V165H178ZM180 166V167H181ZM20 167V166H19ZM176 167V166H175ZM194 167V166H193ZM210 167H211V165H210ZM213 167V166H212ZM211 167V170H210V174H209V177L208 178H206V180L202 183V187H201V195H199V196H197V197H195L196 198V200H195V202H194V205H193V203H192V207H190L191 209H190V211H189V213L184 217V222H182L183 224H181V227H180V229H179V231H180V233L181 234H183V235H181L180 236V239L179 240H181L182 239V241L184 240V241H186V242H183V243H186V245L188 246H191L190 248V252L188 253V251H186L185 253H183V258H184V260H185V264H242V262H244L243 264H248V263H250L248 260H252L254 257H252L253 256V254L251 253V252H249L248 250H247V248H246V246H248L249 244H250V249L252 248L251 247V244L253 243V242H255V244L257 243V245L258 246H260V247H262V248H264V215L262 216V220H263V223H261V224H258L257 223V221H256V223L254 222V221H251L250 220V213H252V211H254L253 210V206L251 205L252 204V202H250V203H248V199H250V201H252L251 200V198L249 197H246V198H244V196H243V198L245 199V200H242V202H240V203H238L237 204V202L234 200V199H232L231 197H230V194H229V184H227V182H226V179H227V177L229 176V173H228V171H225L226 170V168L224 167V166H221L220 164H218L217 166H215L214 165V167L212 168ZM218 169L219 168V170H222L223 169V171H225V173L226 174H224V175H222V177H218L217 178V176H216V168ZM222 167H224V168H222ZM76 168H78V167H76ZM139 168H141L140 170H141V173L139 174ZM158 168V167H157ZM163 168V167H162ZM168 168V167H167ZM165 169V171H164V173H166V175H168L169 174V170L167 169L166 170V168H164ZM228 169V168H227ZM80 170V169H79ZM139 170V171H138ZM175 170V169H174ZM208 170V169H207ZM45 171H47V170H45ZM65 171V170H64ZM223 171H222V174H223ZM78 172V173H79ZM207 172V171H206ZM66 173V172H65ZM64 173V174H65ZM80 173V174H81ZM127 173V172H126ZM208 173V172H207ZM42 174V173H41ZM40 174V175H41ZM77 174V173H76ZM183 174V175H184ZM185 174V175H186ZM10 175V174H9ZM13 175V174H12ZM11 177V176H10ZM62 177V176H61ZM121 178V179H120ZM124 178V177H123ZM138 178V177H137ZM140 178L139 179H136V181H137V183H138V186H139V193L141 192V193H143V196H144V203H140L141 201L140 200H136V198H135V196H134V199L137 201H133V202H135V203H133V204H135L134 206H132L131 205V202L129 201V195H130V190L132 189H130V187H132V185L129 187V190H128V194H125V198L117 205V203H116V200H115V203H116V206H118V208H116L115 209V216H113V218L115 217V220L114 221H116L117 223H115L117 226L119 225V224H124V222H125V224H126V221H122V219L124 218V214H128L129 213V215H130V212H132L131 213V216H133V217H131L132 219L130 220V224H129V222H128V224L127 225H129V229H130V233H132L131 235H132V237H131V239H129V242L131 243V245H132V247H133V250L134 251H132V254H135V255H138V254H140V251H141V253H142V250L141 249H145V248H140L139 249V247H138V245L139 246H144L143 245V242H142V244L140 245L139 243H137L138 241H139V239L140 238H147V239H153V238H155L153 241L151 240V241H149V240H147V241H149V242H153L154 243V245L155 244H158V242H156V241H161V240H163V239H165L161 234H160V229H161V226H162V220L164 219V218H166V216H167V211H168V202H169V199H168V201H167V196L165 195L166 193H164V191H162V189L160 188L161 186H160V182H159V180H157V178L156 179H154V184H155V186L158 188H160V190H157V189H155V188H152V187H149V186H151L153 183L151 182V183H149V181H145V183H144V180H145V178L143 179V180H140ZM2 179V178H1ZM39 179V178H38ZM43 179V178H42ZM55 179V178H54ZM65 179V178H64ZM126 179H128V178H126ZM72 180V179H71ZM129 180V179H128ZM135 180V179H134ZM172 180V183L175 185L174 187H180L179 186V184L177 183V180H175L174 178H172L171 179ZM233 180V179H232ZM140 181V182H139ZM56 182V181H55ZM71 182V181H70ZM81 182V181H80ZM143 182V183H142ZM179 182V181H178ZM38 183V182H37ZM122 183V182H121ZM137 183H136V185H137ZM148 183L150 184V185H148ZM53 184V183H52ZM87 184H88V182H87ZM88 185V186H89ZM83 186V185H82ZM154 186V187H155ZM83 187H85V186H83ZM128 189V188H127ZM183 189H185V188H182V190ZM232 189H233V187H232ZM246 189H248V188H246ZM9 190V189H8ZM133 190V189H132ZM154 190H155V193H154ZM178 190L179 191H181V189L180 188H178ZM157 191V192H156ZM231 191H233V190H231ZM247 191V190H246ZM85 192V191H84ZM132 192V191H131ZM134 192V191H133ZM132 192V193H133ZM184 192H185V190H184ZM240 192V191H239ZM238 192V193H239ZM87 193V192H86ZM131 193V194H132ZM186 193V192H185ZM208 194V193H210L209 195L210 196H212V197H214L215 198V200H214V202L213 203H211L212 205H210L209 204V206H207V207H204V205L203 204H201L200 203V197H202L204 194ZM225 193H227L228 194V196L225 194ZM233 193H234V191H233ZM236 194V193H235ZM27 195V194H26ZM36 195V194H35ZM85 195H87V194H85ZM133 195V194H132ZM141 196H142V194H140ZM186 195H188V193L186 194ZM186 195H184V196H186ZM238 195V194H237ZM245 195H246V192H245ZM137 196V195H136ZM224 196H226V198L224 197ZM34 197V196H33ZM138 197V196H137ZM211 197V198H212ZM238 197V196H237ZM87 198V197H86ZM143 198V197H142ZM194 198V199H195ZM132 199H133V196H132ZM29 200V199H28ZM229 200V201H228ZM248 200V201H247ZM226 201H228V202H226ZM89 202V201H88ZM102 202V201H101ZM108 202V201H107ZM119 202V201H118ZM130 202V203H129ZM207 202V201H206ZM222 203V205H219L220 203ZM95 203V202H94ZM98 204V203H97ZM108 204V203H107ZM111 204H112V202H111ZM186 204V203H185ZM90 205V204H89ZM102 205V204H101ZM116 206H114V208L116 207ZM211 206V207H210ZM93 207V206H92ZM86 208V207H85ZM91 208V207H90ZM99 208V207H98ZM113 208V209H114ZM133 208V209H132ZM8 209V208H7ZM89 209V208H88ZM5 210V209H4ZM112 210V209H111ZM97 211V210H96ZM5 212V211H4ZM95 212V211H94ZM169 213V212H168ZM257 213V212H256ZM83 214V213H82ZM252 214H254V213H252ZM17 215V214H16ZM129 215H127V216H129ZM179 215V214H178ZM92 216V215H91ZM96 216V215H95ZM95 216H94V218H95ZM111 216V215H110ZM126 216V217H127ZM81 217V216H80ZM83 217V216H82ZM82 217H81V219L80 220H82ZM122 217V218H121ZM125 217V218H126ZM130 217V216H129ZM41 218V217H40ZM90 218V217H89ZM100 218H102V217H100ZM121 218V219H120ZM124 218V219H125ZM86 219V218H85ZM91 219V218H90ZM117 219H120L121 221V223H119L118 224V221L119 220H117ZM261 219V218H260ZM98 220V219H97ZM126 220V219H125ZM128 220V219H127ZM36 221H37V219H36ZM86 221V220H85ZM88 221V220H87ZM78 222V221H77ZM100 222V221H99ZM259 222H262V221H260L259 220ZM87 223V222H86ZM43 224V223H42ZM78 224V223H77ZM94 224V223H93ZM100 224V223H99ZM104 224V223H103ZM102 224V225H103ZM124 224V225H125ZM36 225V224H35ZM44 225H47V224H44ZM76 225V224H75ZM80 225V224H79ZM96 224H94V226H95ZM164 225V224H163ZM73 226V225H72ZM77 226V225H76ZM83 226V225H82ZM112 226V225H111ZM120 226L121 225H119V232L115 235L114 234V236H115V240H117L118 242H119V244H123L124 242L126 243L127 241H125L126 239H125V237H126V235H123L121 232H123V231H120V230H122L121 228H123V230H124V227H121L120 228ZM53 227V226H52ZM86 227V226H85ZM93 227V226H92ZM96 227H98V226H96ZM79 228H80V226H79ZM87 228H89V227H87ZM116 228V229H117ZM179 228V227H178ZM44 229H46V228H44ZM78 229V228H77ZM96 229V228H95ZM113 229V228H112ZM115 229V230H116ZM117 229V230H118ZM27 230V229H26ZM48 230V229H47ZM110 230V229H109ZM125 230H127V228L125 227ZM188 230H190V232H187ZM79 231V230H78ZM185 231L187 232V236H185L186 234H185ZM55 232V231H54ZM73 232H74V230H73ZM77 232V231H76ZM84 233V232H83ZM113 233V232H112ZM125 233V232H124ZM126 233H127V231H126ZM81 234V233H80ZM79 234V235H80ZM177 234L179 235V233L177 232ZM176 234V235H177ZM185 234V235H184ZM76 235V234H75ZM88 235H90L89 234V232H88ZM93 235H94V233H93ZM134 235V236H133ZM175 235V234H174ZM175 235V236H176ZM57 236V235H56ZM128 236V235H127ZM79 237V236H78ZM149 237H152V238H149ZM177 237V236H176ZM129 237H127V239H128ZM138 240H137V239ZM178 238V237H177ZM108 239H109V237H108ZM114 239V238H113ZM86 240V239H85ZM84 240V241H85ZM112 240V239H111ZM114 240V241H115ZM137 240V242L135 243V241ZM144 241H146L145 239H143ZM142 240V241H143ZM177 240V239H176ZM79 241V240H78ZM83 241V242H84ZM101 241V240H100ZM99 241V242H100ZM106 241V240H105ZM116 241V242H117ZM140 241H141V239H140ZM144 242L145 244H147L148 242ZM156 243H155V242ZM42 242V241H41ZM73 242V241H72ZM86 242V241H85ZM96 242H97V240H96ZM115 242V243H116ZM163 242V241H162ZM103 243V242H102ZM182 242L180 241V244H181ZM182 243V244H183ZM137 244V245H136ZM161 244V243H160ZM159 244V245H160ZM254 244V243H253ZM255 244H254V246H255ZM92 245V244H91ZM111 245V244H110ZM118 245V244H117ZM126 245V244H125ZM128 245H130V244H128ZM152 246H153V244H151ZM151 245H149V249H150V247L152 248V246ZM185 245V244H184ZM115 246V245H114ZM124 246V245H123ZM146 246V245H145ZM144 246V247H145ZM148 246V245H147ZM157 246V245H156ZM155 246V247H156ZM189 246H188V249H189ZM110 247V246H109ZM117 247V246H116ZM125 247V246H124ZM127 247V246H126ZM130 247V246H129ZM155 247H153V249L155 248ZM161 247V246H160ZM182 247V246H181ZM83 248V247H82ZM111 248V247H110ZM121 248H123V247H121ZM262 248H259L260 249V251H262V253H264V249H262ZM90 249V248H89ZM97 249V248H96ZM125 249V248H124ZM123 249V250H124ZM132 249V248H131ZM149 249H148V253L150 252V251H152V250H150L149 251ZM156 249V248H155ZM154 249V251H153V253L156 251V253L158 252V249H159V246L157 247V250H155ZM162 249V248H161ZM222 249V251H220ZM255 249V248H254ZM103 250V249H102ZM107 250V249H106ZM160 250V249H159ZM166 250V249H165ZM256 250H257V248H256ZM105 251V250H104ZM117 251H118V249H117ZM144 251V250H143ZM145 251H146V249H145ZM173 251V250H172ZM177 251V250H176ZM179 251V255L180 254H182V253H180V251L182 252H184V250H178ZM254 251V250H253ZM96 253V252H95ZM97 253H99V252H97ZM120 253V252H119ZM156 253H154V256H156L155 254ZM159 253V252H158ZM177 253V252H176ZM108 254V253H107ZM131 254V253H130ZM141 255V254H140ZM151 255H153V254H151ZM98 256V255H97ZM142 256V255H141ZM136 257H140V256H136ZM148 257H150L149 255H148ZM152 257V256H151ZM178 257V260L177 261H179L180 260V258H181V255L180 256H177ZM180 257V258H179ZM98 258V257H97ZM155 258V257H154ZM154 258H149L150 260H152V259H154ZM252 258V259H251ZM260 258H262V257H260ZM141 259V258H140ZM125 260V259H124ZM134 260V259H133ZM139 260V259H138ZM155 260V259H154ZM254 260V259H253ZM260 260V262L259 263H261V264H264V260H261V259H259ZM258 260V261H259ZM141 261V260H140ZM180 261H182V259L180 260ZM179 261V262H180ZM153 262V261H152ZM94 263V262H93ZM135 263V262H134ZM144 263V262H143ZM174 263V262H173ZM137 264V263H136ZM149 264V263H148ZM183 264V263H182ZM257 264H258V262H257Z\"/></svg>",
    "mask_w": 264,
    "mask_h": 264
},
{
    "label": "crops",
    "instance_id": "0c3cea01",
    "mask_svg": "<svg viewBox=\"0 0 264 264\" xmlns=\"http://www.w3.org/2000/svg\"><path fill=\"white\" fill-rule=\"evenodd\" d=\"M97 25L95 30L100 32L108 49L110 60L119 66L117 78L126 81L125 86L120 89L118 97L111 100L114 107L117 106V112H114L121 118V122L130 132V136L137 139L142 150L152 155L156 160H158L160 152L169 154L164 148L156 145L160 141L158 137H156V141L153 139L156 130H151L154 134L148 132V127L143 121L145 118L134 108L135 100L132 99L133 96H131L129 88L133 81H136L139 86H149V94L157 97L158 105L169 106L167 112H169L170 118L165 120L169 117L166 109L162 112L163 117L161 112H156L149 116L150 120L153 119V124L150 127L153 129L155 127L158 130L160 126H164L165 121V125H167V123L172 124L173 120L176 125L172 124L171 126L170 124L167 130L171 139L169 143L177 149L180 142L183 144L184 139L185 144L196 143L199 146L201 144L202 147H200L202 149L204 147L205 152L208 151L206 159L210 158L209 163H213L215 166L220 164L226 168L225 171H228L229 176L226 182L229 184L230 197L237 204L245 200L244 198L250 197L252 201L250 199L247 201L248 203L252 202L253 209L264 211V121H260V119L264 120V112L262 117L248 112L247 102L242 98L243 95L239 93V89L228 86L227 81H221L218 78L216 80V77L205 68L200 57L192 66H189L188 62H178L179 59L185 58L183 57L185 51H176V48L190 49V46L185 45L184 41H175L171 37L170 39L164 37V40H160L158 38L162 36L159 35H157L158 38L151 41L150 39L155 35L144 26L126 29L127 26L122 28L118 25L110 29H101ZM138 102L139 100L137 104ZM146 103L148 104L147 101ZM139 104L142 103L139 102ZM247 115L253 118L247 117ZM257 117L260 119H256ZM258 124H261L263 132ZM176 131L180 134L178 135ZM209 154L213 156L209 157ZM194 157H197L196 151L190 153L188 159H195ZM174 167L175 172L169 174L177 180L180 186L177 188L174 187L171 179L163 173L159 165L152 172V180L154 181L156 178L159 180L161 189L168 197L167 201L169 199L167 216L162 220L160 229V234L163 237L176 232L177 225H180L188 214L190 201L201 195L202 183L210 171L209 165L208 170L206 169L208 173L205 175L206 171L198 172L195 168L185 175L178 164H175ZM222 171L223 169L216 168L217 178L226 174L225 171L222 174ZM182 188L185 189L182 190ZM187 193L188 195H186ZM225 194L228 196L227 193Z\"/></svg>",
    "mask_w": 264,
    "mask_h": 264
},
{
    "label": "built area",
    "instance_id": "2783aa9c",
    "mask_svg": "<svg viewBox=\"0 0 264 264\" xmlns=\"http://www.w3.org/2000/svg\"><path fill=\"white\" fill-rule=\"evenodd\" d=\"M161 3H172V4H175L178 0H159ZM180 15H181V12L179 13V12H177L176 14H175V17H180Z\"/></svg>",
    "mask_w": 264,
    "mask_h": 264
}]
</instances>
